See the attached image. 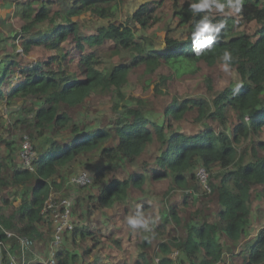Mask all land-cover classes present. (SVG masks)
Masks as SVG:
<instances>
[{"label":"trees","instance_id":"16d2710c","mask_svg":"<svg viewBox=\"0 0 264 264\" xmlns=\"http://www.w3.org/2000/svg\"><path fill=\"white\" fill-rule=\"evenodd\" d=\"M256 1H262L264 7V0H218L224 8L220 14H214L208 9L191 10L190 6L201 0H175L174 15L179 19V27L186 26L187 35L185 39L168 37L160 50L142 32L156 19L155 8L148 4L141 5L123 22L117 19L123 0H0L5 6L14 5L15 17L24 22L13 36L21 40L24 49L0 58V117L4 107L15 99H32V107L21 108L23 113L19 109V119L12 124L36 135L31 141L39 155L33 171L23 168L17 158V141L0 134V264H11L9 254L19 251L21 255L20 238L48 248L54 225L51 217L42 212L45 202L51 192L73 186L70 179L82 168L75 166V161L84 159L81 165H93V156L101 165L96 173H91L93 183L76 187L80 193L71 195L76 208L84 209L90 200L100 209L131 205L130 191L145 193L148 172L152 180H169L173 187L168 192L180 189L185 207L200 193V188L204 197L215 196L211 221L209 217L202 218L200 210L185 209L182 214L180 204L167 206L154 237L165 236L169 218L183 228L184 235L160 241L155 264H264V228L255 235L250 233L253 204L264 203V155L259 152L264 150V143L255 141L264 132V11L259 13ZM36 2L39 6L34 10L32 5ZM209 4L215 6L214 0H209ZM81 12H92L111 21L86 34L82 31L84 23L73 20ZM204 17L214 25L224 22L225 26L211 48L197 56L192 34ZM238 18L258 23L257 34L237 29ZM38 26L44 30L38 31ZM71 37L76 52L64 47ZM107 44L110 46L104 54L93 50ZM35 47L57 53L28 59ZM224 51L231 53L230 68L240 75L241 81L224 87L212 99H174L166 106L161 121L147 113L140 99L135 100L136 107L128 103L124 87L134 68L144 66V72L152 75L166 65L177 77L196 75L200 63L214 67L223 62ZM120 54L128 58L100 68L105 57ZM73 62L78 63L82 72H68L66 67ZM79 74L82 76L78 77ZM172 77L162 75L160 82ZM155 90L163 93L158 86ZM108 97L115 98L114 110L119 114L110 125H97L90 116L84 121L75 119L74 110L78 112L87 101ZM190 112L197 113L196 120L201 121L203 128L188 135L174 128L173 121H181ZM232 113L237 122L230 127ZM13 114L14 111L10 113ZM89 124L92 129L86 131ZM68 134L82 135L70 142L62 139ZM156 141L155 166L149 169L139 160ZM124 164L130 168L124 178L111 176L116 166L126 170ZM199 167L209 173L208 190L197 176ZM149 208L142 204L133 207L132 213L134 217L137 213L144 215ZM80 219L83 220L75 229L65 234L57 252L58 264H89L86 258L102 244L100 237L105 235L100 225L95 228L86 224L88 219ZM10 232L12 237L7 234ZM143 237V246H148L151 236ZM114 243L120 244L116 239ZM32 264L43 262L36 260ZM133 264L150 263L140 253Z\"/></svg>","mask_w":264,"mask_h":264},{"label":"rangeland","instance_id":"374dc122","mask_svg":"<svg viewBox=\"0 0 264 264\" xmlns=\"http://www.w3.org/2000/svg\"><path fill=\"white\" fill-rule=\"evenodd\" d=\"M38 1V0H37ZM181 3L187 0H179ZM33 2V1H32ZM256 5L259 7V13H263L264 7L262 1H256ZM174 3L175 0H123L120 10L118 13V21L125 22L127 16H131L141 5L148 4V6L155 8L156 18L146 31H142L144 35L152 38L155 43V47L162 50L166 46V41L168 37H177L178 39H185L187 35V28L179 27V19L174 15ZM39 6V2H36L32 5V8L35 10ZM14 5L5 6L0 2V58L6 55V53H14L18 50L24 49L20 39H14L13 36L20 30V27L24 22L20 21L15 17L14 14ZM31 10V13H34V10ZM54 9H57L55 6ZM208 10L214 14H220L221 9H218L216 6L210 5ZM229 14L236 15L233 11H229ZM73 20L81 21L84 23L82 31L86 34L94 33L95 29L102 25H107L110 21L101 19L98 15L88 12L82 13L81 15L75 14ZM46 27V26H45ZM236 27L239 30H245L255 36L260 28V25L254 20H248L245 18L243 21L238 18L236 22ZM38 31L44 30L42 27H36ZM109 44L104 47L98 48L95 47L93 50H98L100 53L104 54L105 51L109 48ZM66 50H71V52H76L75 42L73 37L70 41L64 44ZM89 47V46H87ZM89 51V50H88ZM92 51V50H90ZM57 52H52L49 50H42L39 47H35L32 55L28 56V59H39L51 56ZM76 54L74 56H78ZM114 58L105 57V63L100 64L102 68L106 63L113 61H125L128 57L126 54L112 55ZM77 59V58H76ZM223 62H219L214 67L207 66L204 63H200V71L195 75H186L183 77H177L174 75V71L168 66L163 65L155 74H146L144 66H139L134 68L129 77L128 84L124 87L125 94L127 95V101L133 107H136V99L142 101V107L146 109L147 113L155 120L161 121L164 118L163 112L167 105H170L174 99L183 101L191 98H207L212 99L216 92L220 91L224 87L230 85L231 83H240V75L233 69L230 68L228 72L222 70ZM68 72L77 74L81 71L78 63L73 62V64L66 67ZM82 72V71H81ZM171 76L172 78L160 82V76ZM82 74H79L78 77H81ZM209 82L211 88L209 87ZM158 86L163 93H157L155 88ZM115 97V96H114ZM34 104L32 99L28 98H17L11 104L4 107V113L0 117V134L4 138L9 140L17 141L18 160L22 164L23 157L25 156L24 146L28 145L32 147L34 142L32 136L35 134L27 133L24 131L22 126L16 122L19 119V115L22 112L23 107L27 109L31 108ZM115 98H100L98 100L87 101L81 108L74 110L75 119L84 120V117L91 116L101 125H110L111 122L117 117V114L114 110ZM21 110V112L19 111ZM14 111L13 115L10 113ZM77 112V113H76ZM23 113V112H22ZM23 117V116H22ZM197 113L190 112L188 113L181 121H173V126L176 129H179L184 134H196L200 132L203 128L201 121L196 120ZM231 122L229 123L230 127H233L234 123L237 122L236 116L231 114ZM33 140V142L31 141ZM256 143H264V132H262L258 137L255 138ZM32 143V144H31ZM34 145V144H33ZM158 147V142L156 141L153 146L147 149L145 155H143L139 162H142L141 165H146L148 168L155 166V154ZM260 154L264 155V150L259 149ZM97 156H93V165L91 168L79 172L78 175L91 172L96 173V170H99L100 163ZM148 164V165H147ZM126 170L122 167H114L111 172V176L115 175L118 178H124L127 175V171L130 170L128 164H124ZM140 166V165H139ZM140 166L139 168H141ZM203 169L204 172L208 174L204 167H199L196 171L197 176L198 172ZM151 173L148 172V183L146 185L145 193L138 192L137 190L130 191V196L132 198L131 205L122 204L115 205L112 209H100L96 208L95 202L90 200L87 202L84 209H81V206H78L77 213H74L75 217L78 220V223L83 219H88L86 224L89 226H94L97 228L100 225L105 236L100 237L102 239V244L96 246L92 254L86 258L89 264H133V262L138 258L140 253H144L147 257L150 264H155L158 261V243L162 240L171 238L172 236L184 235L183 228H179L172 223V220L169 218L168 227L166 230L165 236H160L155 238L156 229L163 222V219L160 220V216L167 206L172 203H177L179 205V211L182 214H185L186 210L196 212L200 210L202 212V218L209 217L210 221L214 220V209L216 208V198L214 195L206 198L203 196V190L200 188V193L194 196V200H189L188 207L183 205L184 195L180 189L171 190L168 192L169 188L173 187V184L169 180H160L155 181L150 177ZM72 176L70 181L73 182ZM73 178V179H72ZM71 182V183H72ZM73 182L72 187H64L59 191L60 198H70L71 195H77L80 193L77 190L76 185ZM69 188L72 191H69ZM73 198V197H72ZM74 199V198H73ZM135 201H137L136 204ZM16 205L19 204L18 201L15 202ZM142 204L149 205V210L143 215L144 219L147 221L146 227L132 228L128 224V218L134 217L132 210L133 207H138ZM133 205V206H132ZM126 207H128L126 209ZM165 207V208H164ZM164 208V209H163ZM79 216V218H78ZM162 217V216H161ZM85 221V220H84ZM252 229L250 230L251 235H255L259 230L264 228V203L258 204L254 202L251 213ZM99 233V232H97ZM151 236L149 239L150 244L148 246H143L144 237ZM114 239L120 242L119 245L114 243ZM92 242H89V245ZM46 246L39 242H35V246L32 249V255L28 254L26 257V264H32L35 260L45 262L47 256L45 253ZM46 252V253H47ZM17 254L19 251L16 252ZM176 253H174V256ZM229 256V255H228ZM98 258V260H96Z\"/></svg>","mask_w":264,"mask_h":264},{"label":"built area","instance_id":"2783aa9c","mask_svg":"<svg viewBox=\"0 0 264 264\" xmlns=\"http://www.w3.org/2000/svg\"><path fill=\"white\" fill-rule=\"evenodd\" d=\"M23 152H25V156L22 160L23 168L33 171L35 169V162L37 161L38 156L37 152L35 151L34 145L32 144V147L28 145L24 146ZM74 176V179H72L76 187H86L90 186L93 183V176L91 172H85L80 175L77 174ZM198 178L204 188L208 190V174L204 172L203 169L198 172ZM58 193L59 191H53L50 193L42 211L46 216L51 217L54 225L53 236L48 246L49 249L47 253V259L45 260V262H43L44 264H58L57 252L58 250H60V247L63 244L65 234L71 233L78 223V220L76 219L74 213V199L72 197L60 198ZM7 234L9 237H12L14 235L11 232ZM19 242L21 255L19 256L18 254H9L11 264H26V255L29 251H32L33 246H35V241H32L29 238H20Z\"/></svg>","mask_w":264,"mask_h":264},{"label":"clouds","instance_id":"9594fccd","mask_svg":"<svg viewBox=\"0 0 264 264\" xmlns=\"http://www.w3.org/2000/svg\"><path fill=\"white\" fill-rule=\"evenodd\" d=\"M214 2L218 9L222 10L224 8V4L219 3L218 0H214ZM190 7L191 10L195 12H202L210 7L209 0H201L199 3H193ZM224 26V22H220L215 25L212 24L207 17H204L202 20H200L192 34L193 52L199 56L202 54L204 49H210L216 35L220 33ZM221 60L223 61L221 65L222 70L228 72L230 70L232 61L231 53L229 51H224ZM128 224L135 229L138 227H146L147 221L144 219L141 213H137L135 217L128 218Z\"/></svg>","mask_w":264,"mask_h":264},{"label":"crops","instance_id":"0c3cea01","mask_svg":"<svg viewBox=\"0 0 264 264\" xmlns=\"http://www.w3.org/2000/svg\"><path fill=\"white\" fill-rule=\"evenodd\" d=\"M91 117V116H90ZM85 118L86 117H84V120H85ZM91 119L93 120V121H95V119L94 118H92L91 117ZM84 120H82V121H84ZM80 121H81V119H80ZM96 122V121H95ZM95 122H94V124H95ZM84 123H87V122H84ZM97 125H98V123H97ZM92 129V125L90 126V124L89 125H87V127H86V131H89V130H91ZM82 134H79V135H70V134H68L65 138L63 137L62 139L63 140H69L70 142H73V141H76V140H78V138L81 136ZM77 138V139H76ZM81 162H85L84 161V159H78L77 161H75L73 164L75 165V166H81L82 168L78 171V172H76L74 175H77V174H79V172H81V171H83V170H86V169H88V168H91L90 166H91V162H88L87 164H84V165H81ZM99 163H100V161H99ZM101 164V163H100ZM88 165H90V166H88ZM58 182H60V179H58ZM66 188H68V186H66ZM69 191L71 192L72 191V189H70L69 188ZM46 249H47V246H46ZM47 250L45 251V253L43 254L45 257L47 256ZM38 260V259H37ZM36 261V260H35Z\"/></svg>","mask_w":264,"mask_h":264}]
</instances>
